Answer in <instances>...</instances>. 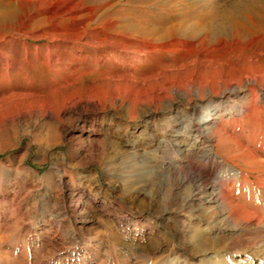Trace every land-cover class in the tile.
<instances>
[{"label":"bare ground","instance_id":"6f19581e","mask_svg":"<svg viewBox=\"0 0 264 264\" xmlns=\"http://www.w3.org/2000/svg\"><path fill=\"white\" fill-rule=\"evenodd\" d=\"M118 1L123 4L106 3L97 8L87 6L84 0H0V22L8 21L23 9L26 16L21 26L29 31L26 29L28 32L21 33V37L24 41L48 40L55 54L61 51L53 62L58 63L64 55L74 56L81 62L82 75L106 68L110 72L106 77L108 83L113 73L124 71L109 83L115 85V93L78 100L68 97L63 112L78 110L79 115L85 116L89 110L83 105L93 106L94 110L110 115L116 132L127 130L122 120L136 117L133 130L123 135L135 150H124L120 141L112 140L116 152L112 162L104 166L107 187L89 186L94 189L95 198L102 197L110 205L118 197L116 191L127 200L152 205L144 216L150 229L151 248L136 246L137 256L145 253L147 258L158 253L160 241H170L176 235L182 246L175 249L174 256L158 255L148 264H260L235 253L215 254L207 241L236 225L256 223L264 229V215L258 203L254 201L257 206L241 203L243 198L248 200L249 193L264 188V0ZM221 28L232 29L233 39L223 37L210 44L208 35ZM6 39L5 35L0 36V40ZM154 63L157 71L149 74ZM139 70L143 73L141 78ZM150 79L159 83L154 89L147 88ZM163 79L168 80L167 85L159 82ZM123 81L126 82L121 86ZM134 82L136 86L129 91ZM141 87L145 88L142 98L128 97L138 95ZM37 110L54 116L47 103ZM163 119L161 124L163 127L170 124L171 131L158 135L157 122ZM144 131L150 133L146 136ZM139 141L153 157L137 148ZM159 153L168 155L164 156L169 158L168 170L172 169V163L177 164V170L162 175L161 196L168 205H175V211L168 214L163 211L169 207L160 210L143 193L154 180L153 175L161 176L153 162ZM182 159L185 162L179 164ZM221 171L226 172L228 180L217 183L214 179ZM182 187H187L189 193H178ZM197 201H202L203 209L211 206L220 209L210 221L213 225L192 220ZM79 202V198H74L71 207L77 208ZM175 212H186L189 216ZM49 216L54 231L49 237L52 241L58 237L69 212L57 205L49 210L38 207L32 224L43 230ZM40 218L42 224L38 226ZM171 219L179 225L169 228ZM21 225L18 221L12 229ZM141 230L138 232L143 233ZM16 236L17 232L10 234L11 239ZM189 243L198 249L202 261L197 262V255L185 247ZM169 249L170 246L164 252ZM258 252L264 256V247ZM30 253L31 247L24 246L21 250L25 257ZM86 262L82 257L77 264Z\"/></svg>","mask_w":264,"mask_h":264},{"label":"rangeland","instance_id":"374dc122","mask_svg":"<svg viewBox=\"0 0 264 264\" xmlns=\"http://www.w3.org/2000/svg\"><path fill=\"white\" fill-rule=\"evenodd\" d=\"M84 3L97 8L106 3H118L119 6L123 4L118 0H84ZM25 16L26 12L20 9L8 21L0 22V36L5 35L8 41L0 40V264H77L82 257L87 261L85 264H148L158 255L163 257L171 254L173 257L175 249L182 246L176 235L170 241L162 239L161 249L156 254L147 258L145 253L142 257L136 254L137 248L141 246L148 245L151 248L148 237L150 229L144 216L152 205L127 200L117 191L118 197L110 205L102 197L95 198V191L89 186L96 184L107 187L104 166L112 162L116 152L112 140L120 141L124 150H135L123 135L133 130L136 117L122 120L127 130L116 132V126L111 125L110 115L94 110L93 106L83 105L89 110L85 116L79 115L78 110L67 114L63 112L70 97L78 100L87 96L102 97L104 93H115V85L109 83L113 82L114 76L124 71L113 73L108 83L106 77L110 72L106 68L82 75L81 62L74 59V56L64 55L58 63L53 62L61 51L57 50L55 54L49 47L48 40L24 41L21 37V33L29 31V28L21 26ZM223 37L228 41L233 39V30L216 29L206 39L212 44ZM156 64L150 67L149 74L157 71ZM141 71H138L140 78L143 74ZM124 82L126 81L120 85ZM136 82L128 87L129 91L136 86ZM156 82L150 79L147 88L154 89L159 84ZM159 82L162 85L168 84V80L164 79ZM143 90L145 88L141 87L138 95L131 94L128 97L140 99L144 94ZM42 103L52 107L54 116L37 110ZM78 109H81L80 106ZM161 123H164V119L157 122V129L160 130L158 135H167L171 131L170 124L163 127ZM143 133L147 136L150 132ZM144 147L140 141L137 142V148L142 153L153 157L151 152L147 154V147ZM173 154L176 156V151ZM164 156L168 155L159 153L153 161L161 176L177 170V164L173 163L170 164L172 169L166 168L169 158L165 159ZM180 162L179 164H183L185 161L182 159ZM257 175L258 173L255 174ZM161 176L153 175L154 180L145 187L143 193L148 194L153 199L152 204L159 209L169 207L167 211H163L168 214L175 211V205H168L165 197L161 196L164 193L161 192L164 179ZM214 180L220 183L228 180V176L221 171ZM79 182L82 183L77 188ZM182 188L177 190L178 193H189L187 187ZM258 190L257 193H249V203L241 195V203L249 204L248 206H257L258 203V208L264 215V188ZM110 192L114 193V189ZM238 196L240 195H236ZM74 198L80 200L75 209L71 207ZM235 202L239 204L237 199ZM55 203L57 207L66 208L69 216L62 222L56 240L50 241L49 237L54 232L50 216L46 218V224L43 223V230L38 231L32 222L36 208L49 210L56 206ZM195 208L192 220L210 225H213L210 222L212 217L220 212L216 206L203 209L202 201H197ZM174 214L189 216L186 212ZM18 221L22 225L12 229ZM169 222V228L178 224L175 219ZM37 223L41 226V218ZM140 230L144 232L139 233ZM13 232H17L15 239L10 238ZM141 237L143 238L140 239ZM4 238L6 242L3 241ZM207 244L215 254L235 253L264 264V256L258 252L264 247V229L256 223L236 225L227 232L212 235ZM13 245H16L15 249ZM36 245L40 246L37 248ZM24 246L31 247L29 257L21 254ZM168 246L170 249L164 252ZM185 247L189 248L192 255H197V262L203 260L198 249L193 248L191 243Z\"/></svg>","mask_w":264,"mask_h":264}]
</instances>
